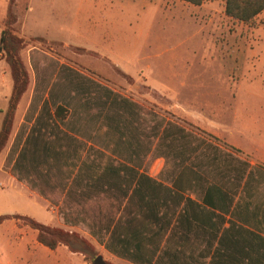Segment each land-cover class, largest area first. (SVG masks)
Here are the masks:
<instances>
[{
	"label": "rangeland",
	"instance_id": "1",
	"mask_svg": "<svg viewBox=\"0 0 264 264\" xmlns=\"http://www.w3.org/2000/svg\"><path fill=\"white\" fill-rule=\"evenodd\" d=\"M8 1L0 0V32L9 11L14 34L24 41L18 55L29 85L0 152L2 157L7 152L0 172V215L38 220L44 214L40 203L15 195L8 174H17L10 167L16 146L7 151L25 113L27 119L43 101L47 108H67L68 124L107 152L115 144L122 151L127 140L149 146L148 129L174 122L177 111L215 113L223 136L242 146L264 141V12L242 23L227 16L207 20L200 7L173 0H131L100 15L85 7L79 13L80 0ZM11 85L0 52V109L7 108ZM155 154L148 155L145 169L161 168L160 178L168 179L175 167L165 159L169 148L163 143ZM251 181L261 201L264 171L254 167ZM9 219L0 227V264H92L97 256L106 264H135L92 242L84 225L62 227L87 237L90 251L83 255L64 247L49 250L37 243L35 230Z\"/></svg>",
	"mask_w": 264,
	"mask_h": 264
},
{
	"label": "crops",
	"instance_id": "2",
	"mask_svg": "<svg viewBox=\"0 0 264 264\" xmlns=\"http://www.w3.org/2000/svg\"><path fill=\"white\" fill-rule=\"evenodd\" d=\"M83 1L79 13L85 7V12L100 15L125 8L131 0H87L86 6ZM194 7H200L207 20L227 18L225 0H202ZM4 110L0 109V122ZM66 110L60 121L55 107L40 104L27 119L25 113L10 139L7 151L16 146L10 167L17 174H7L17 189L14 193L44 209L38 220L30 218L58 228L84 225L92 242L135 264L146 263L130 257L135 249L125 237L128 227L138 230L152 255L150 264H264V199L260 201L251 181L254 167L264 171V141L242 146L223 136L225 128L214 121L219 119L215 113L177 111L174 122L154 123L148 129L153 144L127 140L122 151L115 144L107 152L91 138L82 139L68 124ZM29 135L32 139L24 147ZM163 143L170 150L166 162L175 164L168 179L160 178L161 168L146 170L144 165ZM6 153L0 154V172ZM100 157L107 160L99 162ZM141 176L148 180L145 205L140 203L145 186L132 194Z\"/></svg>",
	"mask_w": 264,
	"mask_h": 264
},
{
	"label": "trees",
	"instance_id": "3",
	"mask_svg": "<svg viewBox=\"0 0 264 264\" xmlns=\"http://www.w3.org/2000/svg\"><path fill=\"white\" fill-rule=\"evenodd\" d=\"M14 0H9L8 2L13 3ZM185 2L194 6H199L202 3V0H178ZM8 3V5H9ZM9 5V6H10ZM264 10V0H225V9L224 14L232 20L249 23L254 20V17ZM15 22L13 14L9 11L5 19V27L0 32V52L3 53L4 60L8 66L10 77L12 80L11 92L7 100V108L3 113V118L0 125V152L5 147L11 130L13 126V119L15 111L17 110L18 103L26 92L29 85L28 72L19 58L18 52L22 49L24 41L22 38L14 34L11 24ZM43 101L41 106L47 108ZM55 117L62 121L67 115V110L61 105L55 106L54 111ZM37 121V120H36ZM35 131V128L31 131V134ZM32 139L29 135L24 141L25 144ZM148 180L141 176L138 179L136 188L133 190V195L136 196L139 192V186H145V189H142L140 196V203L145 205L147 198V186L146 182ZM144 191L145 194H144ZM136 194V195H135ZM8 215H0V224L9 219ZM15 220H22L24 224L36 231V241L43 247L49 250H55L58 246H65L72 253L85 254L87 251H90L89 240L80 236L78 233L73 231H67L62 228L51 227L43 225L34 219L28 216L13 215L11 216ZM140 221V220H139ZM138 222V221H137ZM126 235L129 240L133 243L135 250L130 252V257L134 261H139V259L144 258L146 264H150L152 255L145 250L144 244L138 235V230L136 227H128L125 229ZM113 232V231H112ZM124 232V230H123ZM129 246V244H128ZM145 256V257H144Z\"/></svg>",
	"mask_w": 264,
	"mask_h": 264
},
{
	"label": "water",
	"instance_id": "4",
	"mask_svg": "<svg viewBox=\"0 0 264 264\" xmlns=\"http://www.w3.org/2000/svg\"><path fill=\"white\" fill-rule=\"evenodd\" d=\"M92 264H106L101 256H97L92 260Z\"/></svg>",
	"mask_w": 264,
	"mask_h": 264
}]
</instances>
